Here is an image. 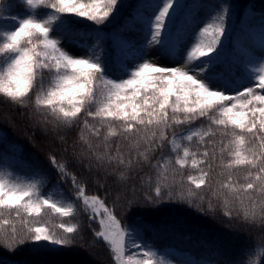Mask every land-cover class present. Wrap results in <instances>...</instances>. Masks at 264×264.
Returning a JSON list of instances; mask_svg holds the SVG:
<instances>
[{
	"label": "snow or ice",
	"instance_id": "snow-or-ice-1",
	"mask_svg": "<svg viewBox=\"0 0 264 264\" xmlns=\"http://www.w3.org/2000/svg\"><path fill=\"white\" fill-rule=\"evenodd\" d=\"M17 6L23 14L0 24V103L21 109L33 127L61 143L82 112L99 122L98 127L87 119L83 122L98 141L101 129H108L103 150L100 143L81 136L82 147L74 148L72 156L93 176L98 191L104 190L103 197L86 194V181L69 172L68 160L60 162L54 154L48 160L61 181H72L75 200L82 202L89 222L98 220L94 242H104L114 264H172L144 241L141 226L122 225L115 214L121 201H127L129 208L139 203L136 180L146 167L154 171L156 180L152 191L143 195L145 204L175 200L208 213L222 206L226 217L234 215L229 204L238 205L237 218L262 235L233 264H264V52L252 55L242 44L236 55H226L223 40L228 35L230 6L217 4L205 11L197 0H139L115 30L119 42L137 53L123 62L117 76L110 75L102 49L111 36L104 29L119 14L122 0H19ZM11 7L0 2V13ZM41 10L46 14L41 15ZM81 21L95 27L81 29L77 27ZM258 27L264 48V14ZM241 31L247 32L248 26ZM128 32L139 39H130ZM65 42L83 48V55H73ZM152 49L177 63L150 61ZM202 117L210 121L208 127H191ZM113 122H120V127ZM181 125L190 127L176 131ZM217 132L221 153L227 151L230 157L226 163L221 160L224 171L219 176L226 174V180L212 175ZM117 136L121 141L113 152L110 138ZM194 140L196 151L188 146ZM120 142L129 146L127 155ZM166 145L175 153L174 164L163 155ZM157 151L162 155L152 163ZM188 167L198 169V174L185 178L181 170ZM233 170H243V183L233 180ZM48 183L41 168L29 165L20 177L0 167V217L7 213L21 225L18 232L11 219L0 218V243L6 248L31 241L36 252L58 253L73 246L78 237L83 242L80 224L61 219L49 226L44 219L49 210L61 218L74 217L78 211L73 200L57 191L58 185L45 193ZM109 196L113 207L108 206ZM9 224L10 233L3 227Z\"/></svg>",
	"mask_w": 264,
	"mask_h": 264
},
{
	"label": "trees",
	"instance_id": "trees-1",
	"mask_svg": "<svg viewBox=\"0 0 264 264\" xmlns=\"http://www.w3.org/2000/svg\"><path fill=\"white\" fill-rule=\"evenodd\" d=\"M4 4L11 3L9 11L0 13L5 19H0V24L11 23L10 16L22 15L23 8L17 6L19 0H0ZM139 0H122L123 7L117 17L108 24L104 29L105 32L111 33V36L104 41L103 54L108 60L111 76L119 75L121 65L117 62V55L121 52L122 46L118 45V30L125 19L130 16ZM198 3L210 8L217 4H227L230 6V13L227 17L228 35L224 38L223 43L226 49V55L229 57L236 55L238 48L234 44V36L241 38L245 33L254 27H258V21L261 14H264V0H197ZM41 15L46 14L40 11ZM248 26L247 32H242L241 28ZM77 27L87 30L95 27L90 22L81 21ZM92 41L89 40V44ZM251 83V82H248ZM32 97L34 98L35 92ZM94 110V108H93ZM87 119L93 127H98L99 122L88 117L86 113H81L79 122L74 126L71 132L66 133L64 143L54 138L53 134L43 135L39 128L33 127L32 123L26 116L21 115V109L12 105L0 103V167H7L16 176L23 177L27 174L29 165L41 168L49 179L43 191L45 193L53 190V185H58L57 191H63L65 197L73 200L77 215L74 217L61 218L52 214L49 210L48 215L44 217L49 226L58 224L61 219L66 223H78L81 225L83 242L77 238L73 246L66 247L58 253L36 252L31 241L24 245H17L13 249L6 248L0 243V264H114L108 247L102 240H95L93 230H99L98 220L89 222L88 215L82 210V202L75 200L72 181H61L55 168L49 163L48 157L54 154L57 160L63 162L69 161V172L75 173L77 179L86 181V194H98L104 196V190L98 191V186L93 181V176L89 175L83 165L77 164L72 160L73 149L79 151L82 147L80 137L91 140L93 144L100 143L103 150V136L107 134L106 127L101 129L100 140L92 136L88 129L84 128V120ZM116 128L120 127V122H113ZM210 121L206 118H200L193 122L191 127H208ZM190 127L181 125L176 131H181ZM215 130L216 126L212 125ZM64 134V133H62ZM259 133H257L258 135ZM171 139V131L168 133ZM250 142L258 145L259 141H253L252 136L245 133ZM217 143L214 149L216 159L210 161L214 167L212 170L213 177L219 176L224 171L221 160L226 163L230 157L227 151L221 153V143L219 132L213 138ZM230 137L224 139L223 143H228ZM113 142L112 150L116 151L117 142L121 141L119 136L110 138ZM207 141V138H206ZM188 144L187 141L184 142ZM188 146L197 150V142L194 140ZM119 147L128 152V145L120 142ZM67 150L66 152L64 150ZM202 151V147L200 148ZM182 154V153H181ZM162 155L160 151L152 154V163H156ZM163 155L167 156L174 164L175 153L171 151V146L166 145ZM198 159L201 157L198 155ZM190 163V162H189ZM178 168V166H176ZM206 167V165L204 166ZM184 177L187 175H197L198 169L191 167L181 170ZM141 177H143V187H140ZM243 170H233V180L237 183L244 182ZM221 180H226V174L219 176ZM179 179V177H177ZM156 176L153 170L145 168L137 176L136 184L140 191L137 193L140 197L139 203L128 207L127 201H121L115 206V214L121 220L122 225L134 224L141 226V235L144 241L154 247L162 255H165L172 264H233L242 252L259 243L262 235L249 225L242 222L235 215L238 205L229 204V209L233 211V217L223 215V207L220 206L214 213L201 211L196 206H189L186 202L162 200L158 204H145L143 195L152 191L155 187ZM171 181V176H169ZM111 184V182H109ZM185 187L187 184L185 183ZM194 187V186H193ZM59 198V196L57 197ZM108 206L113 207L112 197H108ZM207 204H205V209ZM13 221L17 231L21 230V225L14 217L7 213L3 217ZM10 233L12 224L3 226ZM247 260V257H245ZM252 259H258L252 257Z\"/></svg>",
	"mask_w": 264,
	"mask_h": 264
},
{
	"label": "rangeland",
	"instance_id": "rangeland-1",
	"mask_svg": "<svg viewBox=\"0 0 264 264\" xmlns=\"http://www.w3.org/2000/svg\"><path fill=\"white\" fill-rule=\"evenodd\" d=\"M145 3L150 2V0H144ZM210 8H205V11H209ZM203 12L201 13V16H203ZM195 23V22H194ZM127 37L130 39H139L137 34L135 32H128L125 33ZM261 36H260V29H254L250 34L247 36H244L242 39H240L237 44L241 46L242 44L245 45L247 48L251 50L252 53H257L258 55L261 52H264V48H262L260 44ZM66 47L68 50L73 54V55H83V48L76 47L72 44H68L65 42ZM124 46V45H123ZM135 49H130L126 46H124L123 53L121 55H118V62L123 65L124 61H131L133 56L136 55ZM147 59L151 60H156L161 63H167V64H173L177 63L176 61H173L169 57H164L159 54L158 51L155 49H152L149 51V54L147 56ZM178 63H183V61H178ZM136 249H130V252H136Z\"/></svg>",
	"mask_w": 264,
	"mask_h": 264
}]
</instances>
